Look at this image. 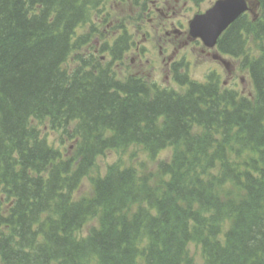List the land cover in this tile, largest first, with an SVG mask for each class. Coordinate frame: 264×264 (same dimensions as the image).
<instances>
[{"label": "trees", "instance_id": "1", "mask_svg": "<svg viewBox=\"0 0 264 264\" xmlns=\"http://www.w3.org/2000/svg\"><path fill=\"white\" fill-rule=\"evenodd\" d=\"M219 42L244 57L253 99L182 76V92L116 80L74 40L95 0H0L1 264H264V0ZM258 42V53L245 42ZM126 48L121 38L115 58ZM104 49V48H103ZM77 54V53H76ZM245 55V56H244ZM73 140L67 155L35 123ZM136 145L153 173L111 165L75 199L98 156ZM140 171V172H139ZM86 236L80 230L91 220Z\"/></svg>", "mask_w": 264, "mask_h": 264}, {"label": "rangeland", "instance_id": "2", "mask_svg": "<svg viewBox=\"0 0 264 264\" xmlns=\"http://www.w3.org/2000/svg\"><path fill=\"white\" fill-rule=\"evenodd\" d=\"M214 0H207L206 2H203L200 9H206ZM250 3V6L254 7V12L256 11L257 5L256 0H247ZM112 7L114 8V4L112 3ZM112 7L106 8L107 11H110V9H113ZM120 7H118L119 10ZM256 13V12H255ZM254 14V13H253ZM115 22L116 28L113 30L108 31L107 33L110 35L113 32V36L107 35V42L111 43L112 40H117L121 34L126 33L128 31H134L133 28L130 29V20L124 21L125 25L123 26V30L119 29L117 26L122 25L123 20H113ZM96 27V25H95ZM97 28V27H96ZM101 32L104 31V28L100 30ZM96 33H99V31H95ZM78 33L80 35L89 34L90 38L88 41V44L84 47H82L79 51H77V54H80L82 58L87 57L88 52L94 51L96 52L97 49H99V44H94V35L91 31V28L89 24H83L79 30ZM106 34V33H105ZM155 33L152 32L151 36H153ZM156 35V34H155ZM102 45V42L99 41ZM142 43V41H141ZM156 40H150L148 42H144V46L146 45V56L149 57L151 60H158V48L156 45ZM246 47H250L249 49L251 52H254L255 54L258 53V42L249 39V42L247 43ZM191 49L188 48L186 51L188 52L187 60L189 62L188 71L192 79L197 81H204L206 78V75L208 71L215 68L218 72H221V86L225 89L229 90H236L239 94L245 95L253 99L254 97V88L251 83L250 77L248 75V72L241 67V59H235L228 56H224V59L226 61V64L228 65V69H226L223 65L219 64L215 60L211 58H206L199 54L197 50H195L194 53L189 52ZM185 52L183 50L179 57ZM104 54V52H103ZM102 54V55H103ZM190 54V55H189ZM194 54V55H193ZM130 55V54H129ZM131 56L128 58V61L126 60L125 63L117 62V64L113 65V69L119 78H125V76H128L129 74H134L135 72H139L141 75L147 76L151 72L146 68V66L143 65V70H140L139 65L137 62L131 64L130 62ZM218 63V64H217ZM77 61L71 60L68 62L67 68H72L76 66ZM165 73L162 72H156L152 75L150 78L151 82L152 80L156 82L157 85H159L160 88H167L172 89L178 92H181L182 89L175 84L172 80L169 78L165 79ZM36 127L39 129V133L41 136H43L46 141L54 146L55 148L60 149L63 153H66L67 155L72 154V140L67 139L66 135L61 133L60 130H52L46 124L40 125L39 123H36ZM74 147V146H73ZM170 156L169 150L162 151L158 157L155 159H150L140 148L138 147H130L123 151H114V152H106L104 155L100 156L95 163V166L92 168L90 175L88 177H85L83 179V183L81 184L78 195L79 196H89L91 194V182L90 177L95 176H102L106 172L107 166L112 164H119L122 166H132L136 168L142 167L144 168V172H155L157 170L158 163L160 161H163L162 159H167ZM140 172V171H139ZM97 226V220L94 219L90 222H88L79 232L81 236H86L91 228ZM189 252L196 264H204V260L201 254L200 247L194 244H189Z\"/></svg>", "mask_w": 264, "mask_h": 264}, {"label": "flooded vegetation", "instance_id": "3", "mask_svg": "<svg viewBox=\"0 0 264 264\" xmlns=\"http://www.w3.org/2000/svg\"><path fill=\"white\" fill-rule=\"evenodd\" d=\"M206 1L110 0V2H106L97 14L104 20H115L118 18L134 20V24L130 27L134 30L132 31L133 40L129 41V46L124 52V57L127 59V54L132 53L131 64L137 62L141 65L139 66L140 70H143L144 65L151 73H165L164 77L168 79L170 76L173 77L179 74L180 70H182V60L185 61V56L182 57L181 61H178V52L182 48L191 47L194 50L199 49L203 56H210L203 49L193 46L195 43L198 44V41L190 43L187 38V24L189 20L195 14L203 11L199 7L201 3ZM112 3L114 4V8L107 11L106 8L112 7ZM118 7H120L119 10ZM110 24H112L111 21ZM152 31H155L158 37L155 38L148 35ZM161 35L164 37H161ZM149 38L150 40L157 39L160 43L158 45V60H151L146 56V45L144 46V42H148ZM161 44H164V46ZM139 74V72H135L131 75L139 76Z\"/></svg>", "mask_w": 264, "mask_h": 264}, {"label": "water", "instance_id": "4", "mask_svg": "<svg viewBox=\"0 0 264 264\" xmlns=\"http://www.w3.org/2000/svg\"><path fill=\"white\" fill-rule=\"evenodd\" d=\"M247 9L245 0H218L204 14L191 20L189 33L192 38H200L211 47L221 32Z\"/></svg>", "mask_w": 264, "mask_h": 264}, {"label": "bare ground", "instance_id": "5", "mask_svg": "<svg viewBox=\"0 0 264 264\" xmlns=\"http://www.w3.org/2000/svg\"><path fill=\"white\" fill-rule=\"evenodd\" d=\"M248 43V42H247ZM247 43L245 42L246 46H247Z\"/></svg>", "mask_w": 264, "mask_h": 264}]
</instances>
